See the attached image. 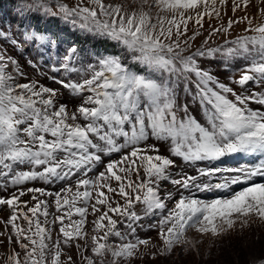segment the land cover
Returning <instances> with one entry per match:
<instances>
[{
	"label": "snow or ice",
	"instance_id": "snow-or-ice-1",
	"mask_svg": "<svg viewBox=\"0 0 264 264\" xmlns=\"http://www.w3.org/2000/svg\"><path fill=\"white\" fill-rule=\"evenodd\" d=\"M249 3L231 0L233 15L238 9L246 10ZM227 4L228 0H140L139 9L129 12L104 0H87L89 6L85 0H75L71 7L57 3L65 20L120 49L78 68V48L70 45L59 68L53 66L52 71L76 73L79 78L50 77L59 88L38 80L20 83L18 78H25V73L19 62L0 51V187L6 190L32 181L69 182L67 187L62 183L55 193L28 187L0 198V206L11 211L4 221L11 227L8 241L21 250L13 249L6 264H76L71 255L62 259L66 255L62 248L77 240L85 241V249L89 247L84 229L89 208L94 217L92 255H82V264H122L134 257L141 245H149L147 239L127 240L117 227L118 222L128 221L126 227L132 229L141 219L135 211L137 205H143L145 216H159L156 226L162 247L152 258L169 256L177 246H185L182 250L189 252L187 245H193L187 238L189 230L216 238L235 231L237 224L241 232L256 223L264 226V182L256 180L260 177L264 181V22L254 25L245 15L229 19L227 26L212 28L209 37L228 33L233 24L247 23L245 32L251 35L225 41L227 47H206V38L192 50L190 41L201 34L198 29L180 39L186 35L189 21L202 28L205 17L219 19ZM33 6L55 15L50 0H35ZM260 12L264 15V9ZM29 41L37 48L57 46L39 31L27 32L22 42ZM217 54L225 67L236 60L244 62L238 79L222 81L206 66L205 62L211 63L209 58ZM28 64L35 68L31 61ZM249 84L261 90L250 91ZM65 95L81 101L73 111L61 101ZM150 138L167 145L169 155L160 154L155 144H147ZM114 154L119 159H113ZM237 155L253 158V162L196 168L198 176L185 174L175 179L171 175L177 160L186 167L200 162L223 163ZM97 166L103 171L90 178ZM217 174L226 175L221 182H197L198 177ZM73 178L75 191L70 183ZM166 181L178 191L195 187L225 195L209 200L185 196L182 191L178 199L171 193L162 196L160 187ZM238 184L244 186L234 190ZM28 193H33L34 206L28 207L27 202L21 205L20 197ZM35 193L54 196L56 212L63 209L51 221L61 225L54 242L47 226L49 202ZM165 200H172L173 207L169 209ZM73 215L80 219L73 221ZM66 217L70 221L67 225L63 223ZM20 218L26 228L17 223ZM112 237L120 242L112 243ZM76 246L79 252L81 246ZM248 264H264V254Z\"/></svg>",
	"mask_w": 264,
	"mask_h": 264
},
{
	"label": "rangeland",
	"instance_id": "rangeland-1",
	"mask_svg": "<svg viewBox=\"0 0 264 264\" xmlns=\"http://www.w3.org/2000/svg\"><path fill=\"white\" fill-rule=\"evenodd\" d=\"M11 7H8L5 11V16L0 17V51H4L6 55L12 56L19 62L21 70L25 73V78H18L20 83H25L32 80H38L40 84L59 88L60 85L54 84L50 77L55 76L58 79H67L71 77L72 79H78V75L76 73L67 74L64 73L63 70L59 72H53L52 67L55 66L59 68L60 63L63 61L64 55L67 53V49L70 45L73 44V40L65 37L62 33H57L55 29L49 27L48 33H43L46 36H49L53 40L56 41V47L53 48L51 45H44L40 48L32 43L31 41L27 43H23L26 39V33L31 31H37L28 23V17L30 15H34L39 18L42 23H44L48 18L56 20V23L61 26L65 25L67 30L73 33V36L76 38H91L97 39L100 41L97 45L102 43L101 41L104 39L94 38L89 33L82 31L78 24H73L71 20H65L62 14L59 13L56 4L57 3H66L69 7L74 6L75 0H50L51 12L52 14H45L43 9L37 10L33 5L35 0H10ZM105 4H119L124 7L127 11L138 10L140 7V0H104ZM85 6L87 5V0H85ZM147 6H145L146 8ZM264 9V2L261 0H250V3L246 10L238 9L235 15H233L231 11V0H228V4L224 9H221L220 18H216L214 15L211 19L205 17L202 21L203 27L201 28L199 25L195 23L194 20L189 21L188 30L185 36H181L180 39L183 41L187 37H190L194 34V32L198 29L200 31V35L194 40L190 41L192 44V50H195L196 47H199L203 41L207 38L208 44L206 47H218L225 46V41H234L237 37L242 35H251V33L245 32V29L248 27L247 23H238L233 24L232 28L229 29L228 33H223L222 31L217 33L214 36L209 37L208 33L212 28H220L221 25L227 26L228 20H239L240 17L247 15L249 18L253 19V24H259L264 22V15L261 14L260 10ZM153 15H155V10H153ZM181 31H183V26L181 27ZM175 38V37H174ZM15 40L17 43L15 45L12 44V41ZM71 40V41H70ZM83 45V44H80ZM78 48L77 59L75 61V66L86 67L88 63H94L98 60V58L102 55L106 54H116L120 52V49L117 48L112 42L103 46L95 47V55L88 53V48L84 46L75 45ZM87 57V60L83 58ZM212 62L208 63L206 66L210 68L214 73L219 74L220 79L222 81L227 82L230 78H239L240 68L244 66V62L242 60H236L230 62V64L225 67L222 59L219 54L216 57L209 58ZM31 61L32 64L35 65V68L29 66L28 62ZM133 70H136V66H133ZM239 92L240 89L237 85H232ZM248 88L250 91H260L261 89L256 87L254 84H249ZM182 96V94H181ZM61 101L68 105L70 111H73L76 106L80 104L79 99H69L67 95L61 97ZM181 103H183V98H181ZM253 108L260 107L259 105L251 104ZM197 115L198 119H201L198 113H194ZM147 144H155L159 150L160 154L169 155L166 151L167 145L162 142L155 141L153 139H149ZM152 154V153H150ZM113 159H119L118 154H114ZM108 158H105V162H107ZM253 162V158L245 157L242 155H237L234 157L226 158L223 163L215 162L214 164H208L206 162H200L197 165H188L184 166L182 161L177 160L178 166L171 170V175L173 178L178 179L182 176L191 175L198 176L196 168H211V167H238L241 165H249ZM26 170V169H25ZM103 171V168L97 166L92 172L89 173L90 178H94V176L99 172ZM226 174H217L212 177H198L197 182L204 183H216L221 182L222 176ZM134 178V177H133ZM256 180L258 182H264L260 177H257ZM65 187L69 186V182H57L55 184H44L41 181H32L22 186H10L6 190L3 187H0V198H8L12 193L18 194L20 190H26L28 187L35 188H43L46 192H59L61 190V184ZM73 191H75V178L70 182ZM244 185L238 184L234 186V190H240ZM183 192L185 196L191 195L197 199L209 200L214 198H222L225 193L220 191H198L195 187L185 191L183 189L177 190L170 181L164 182L160 187V193L162 196L171 193L173 197L176 199L179 198L180 192ZM33 193H28L23 197H20L21 205L24 202L28 203V207L34 206L35 201L32 200ZM39 199H43L49 202L48 211L50 213L48 220L49 225L52 229L51 239L54 242L57 239V235L59 234L60 224L56 223L55 225L51 224V221L55 215H61V213L56 212L55 204H54V196H40L39 193H35ZM71 194H69L70 196ZM115 199H119L115 197ZM94 202V201H93ZM122 203V201H121ZM167 207L170 209L173 207L172 200H165ZM27 212V208L23 209ZM135 211L141 219L137 220L132 224V229L126 227V224L129 223L125 221L124 223L117 224L118 229L127 235V240L133 241L135 239H147L150 241L147 247L141 245L139 250L135 254L134 257L130 258L127 261H122V264H229V262L225 261L223 252L221 247L228 240H236L237 238H241L243 240V244L246 245L251 239L254 237H250L252 234L255 235L256 238L264 237V226L259 225V223L253 224L250 228H245L242 232L240 230V225L237 224L235 231L230 232L226 236L213 238L210 235H200L196 233L194 230H189L187 232V238L193 241V245H187L190 249L189 252H184L182 249L185 246H177L174 252L169 256H160L156 255L155 258H152V254L157 252L159 247H162V241L158 236V226L157 221L159 216H145L143 213V205H137ZM89 215L87 216V220L84 226L85 231L88 233L86 239L88 240L89 247L87 249L84 248L85 241L77 240L69 247H63L62 251L66 253V255L62 256V259H66L67 255H71L73 260L76 261V264H82V255L91 256L90 246H91V234H92V220L94 219L93 215H91V208H89ZM11 211L7 208L6 205L0 206V264H6L7 257L12 253L14 249L17 252H20L19 246L17 244L9 243L8 236L11 234V227L6 225L4 221L8 219ZM98 215V214H97ZM31 216V213H29ZM114 219L120 220L119 217H113ZM39 219L43 222L44 217L41 216ZM73 221L79 220L80 217L77 215H73L71 218ZM17 223L21 227H27L26 222L20 218ZM65 225L69 224L70 221L66 217L63 222ZM106 223V221H105ZM7 229V231H6ZM134 234L132 233V230ZM13 241L15 237L12 238ZM63 238L61 237V240ZM112 243H119L118 238L112 237L110 238ZM127 242V241H125ZM77 244L81 246L80 251H77Z\"/></svg>",
	"mask_w": 264,
	"mask_h": 264
},
{
	"label": "trees",
	"instance_id": "trees-1",
	"mask_svg": "<svg viewBox=\"0 0 264 264\" xmlns=\"http://www.w3.org/2000/svg\"><path fill=\"white\" fill-rule=\"evenodd\" d=\"M10 0H0V17L5 16V11L8 7H11ZM29 24L35 30L41 33H48L49 27L55 29L57 33H62L65 37L72 39L73 44H78V46H84L88 48V53L95 55V47L103 46L108 43H111L106 40H102L100 45H97L100 41L97 39L91 38H76L73 36V33L67 30L65 25L59 26L56 23V20L48 18L44 23L34 15H30L28 17ZM71 41V40H70ZM83 44V45H80ZM87 60V57L83 58ZM250 237H254L251 239L246 245L243 244V240L241 238H237L236 240H228L221 250L224 255V260L229 262V264H248L253 257L260 256L264 254V237L256 238L254 234Z\"/></svg>",
	"mask_w": 264,
	"mask_h": 264
}]
</instances>
